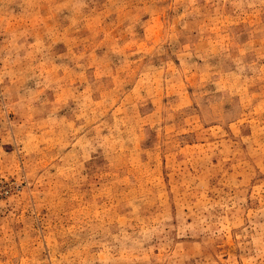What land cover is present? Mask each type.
Returning <instances> with one entry per match:
<instances>
[{"label": "rangeland", "instance_id": "374dc122", "mask_svg": "<svg viewBox=\"0 0 264 264\" xmlns=\"http://www.w3.org/2000/svg\"><path fill=\"white\" fill-rule=\"evenodd\" d=\"M0 264H264V0H0Z\"/></svg>", "mask_w": 264, "mask_h": 264}]
</instances>
